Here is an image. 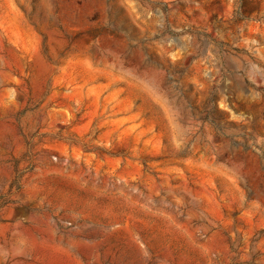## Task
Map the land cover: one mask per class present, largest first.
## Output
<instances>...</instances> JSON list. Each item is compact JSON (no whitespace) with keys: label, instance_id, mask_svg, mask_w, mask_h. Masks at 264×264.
<instances>
[{"label":"rangeland","instance_id":"rangeland-1","mask_svg":"<svg viewBox=\"0 0 264 264\" xmlns=\"http://www.w3.org/2000/svg\"><path fill=\"white\" fill-rule=\"evenodd\" d=\"M0 264H264V0H0Z\"/></svg>","mask_w":264,"mask_h":264}]
</instances>
